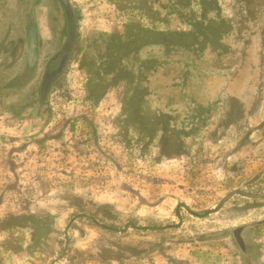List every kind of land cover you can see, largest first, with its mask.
<instances>
[{
	"label": "rangeland",
	"instance_id": "obj_1",
	"mask_svg": "<svg viewBox=\"0 0 264 264\" xmlns=\"http://www.w3.org/2000/svg\"><path fill=\"white\" fill-rule=\"evenodd\" d=\"M26 1L1 7L37 51L10 87L0 62V264H264V0H69L43 102L67 25Z\"/></svg>",
	"mask_w": 264,
	"mask_h": 264
},
{
	"label": "flooded vegetation",
	"instance_id": "obj_2",
	"mask_svg": "<svg viewBox=\"0 0 264 264\" xmlns=\"http://www.w3.org/2000/svg\"><path fill=\"white\" fill-rule=\"evenodd\" d=\"M24 2H25V0H24ZM38 3H40L39 0L26 1V8L32 9V8L39 7L40 4H38ZM49 6L51 7L50 12L55 13V15H56V17H54L52 15L51 16L52 18H50L53 21L54 27H56V29L59 30L60 21H62V19L65 20L66 25H67L65 11H64L63 6L61 5L60 1L59 0H55L53 2L50 1ZM55 6H57L56 10H54ZM27 9H26V11H27ZM23 17L25 19L23 18L24 21H23V25H22V27H23L22 34L18 33L14 37H11V34H9V32H7L4 35L3 42L0 43L1 44L0 50H2L3 54H4V56L0 58V60H1L0 62L4 64L6 61L8 64L10 62L12 63L15 60L13 62L14 65H16L15 63H17V62L20 63L18 65L17 71L15 72V75L9 81H7V86H9V87H10V84H12V83L16 85L18 83L19 79L21 80V78L23 77L22 75H24V72L26 74L28 70H31L32 63L36 59V55L33 56L32 54H30V48H29L30 44L32 42V38H33L31 31H32V28L34 29V25L29 23V21L27 20V15L23 16ZM33 34H36V29H34ZM57 34L58 33H55V35L57 37H59V34L58 35ZM36 51H37V46H36ZM22 59H24L23 64H21ZM7 64H6V66H7ZM12 64H10V65H12ZM10 65H8V66L10 67ZM39 97H40V94H39Z\"/></svg>",
	"mask_w": 264,
	"mask_h": 264
},
{
	"label": "water",
	"instance_id": "obj_3",
	"mask_svg": "<svg viewBox=\"0 0 264 264\" xmlns=\"http://www.w3.org/2000/svg\"><path fill=\"white\" fill-rule=\"evenodd\" d=\"M63 9L65 11L66 21H67V34L65 42L62 47L57 51V53L47 62L45 66V71L39 85L40 101L43 102L49 92L51 87L61 78L64 73L67 64L72 55L73 49L75 47L77 38V27L74 21V16L71 10V5L69 0H59ZM32 28V27H31ZM33 38L30 44V54L36 55V34L34 29L31 31Z\"/></svg>",
	"mask_w": 264,
	"mask_h": 264
},
{
	"label": "crops",
	"instance_id": "obj_4",
	"mask_svg": "<svg viewBox=\"0 0 264 264\" xmlns=\"http://www.w3.org/2000/svg\"><path fill=\"white\" fill-rule=\"evenodd\" d=\"M5 2H6V0H0V36H4L5 35V29L6 28H4V25H3V23H2V21H3V18H2V6H4L5 5ZM8 2H10V0H8ZM4 11V10H3ZM15 129H17V127L15 128H13V129H11V131H13V130H15ZM19 132V131H18ZM8 136H13L12 135V133L10 134V133H8ZM10 141V140H9ZM6 143V140L4 141V140H2V143ZM28 144H30V142L28 143Z\"/></svg>",
	"mask_w": 264,
	"mask_h": 264
},
{
	"label": "trees",
	"instance_id": "obj_5",
	"mask_svg": "<svg viewBox=\"0 0 264 264\" xmlns=\"http://www.w3.org/2000/svg\"><path fill=\"white\" fill-rule=\"evenodd\" d=\"M15 93V92H14ZM209 212H205V213H203L202 215H198V214H196V213H192V212H190V214H192V215H194V216H196V217H199V218H201V217H204L205 215H207Z\"/></svg>",
	"mask_w": 264,
	"mask_h": 264
}]
</instances>
